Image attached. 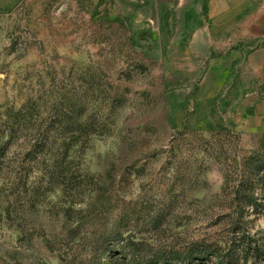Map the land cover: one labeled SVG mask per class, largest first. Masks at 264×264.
<instances>
[{"label":"rangeland","instance_id":"374dc122","mask_svg":"<svg viewBox=\"0 0 264 264\" xmlns=\"http://www.w3.org/2000/svg\"><path fill=\"white\" fill-rule=\"evenodd\" d=\"M197 28L147 0H0V264H255L264 56L206 78Z\"/></svg>","mask_w":264,"mask_h":264},{"label":"crops","instance_id":"0c3cea01","mask_svg":"<svg viewBox=\"0 0 264 264\" xmlns=\"http://www.w3.org/2000/svg\"><path fill=\"white\" fill-rule=\"evenodd\" d=\"M151 5H177L198 28L193 46L213 56L206 78L216 73L224 83L240 59L264 56V0H147ZM205 3V11L202 12ZM243 62V61H242Z\"/></svg>","mask_w":264,"mask_h":264},{"label":"trees","instance_id":"16d2710c","mask_svg":"<svg viewBox=\"0 0 264 264\" xmlns=\"http://www.w3.org/2000/svg\"><path fill=\"white\" fill-rule=\"evenodd\" d=\"M261 148L264 149V134L262 136V140H261ZM249 173H253V174H257V173H260L263 171L264 169V160H259L258 162H254L250 167H249ZM264 184V181L262 182ZM243 194H247L244 193ZM250 194V193H249ZM246 201L249 203V204H252L253 203V207L255 206V203L256 201L254 200H251L249 198V196H247L246 198ZM250 245V249L255 251V254L258 255V259L257 261H255L254 263L255 264H264V244H258V243H254L252 244V242L249 244ZM254 245V246H252ZM250 252V250H245L244 254V258H245V262L244 264H247L248 263V253ZM103 256H108L109 257V260L113 263V264H126L127 262L124 263V254L121 252V251H118L117 249H112L111 247L110 248H106L103 252ZM145 264H151V263H148L146 262Z\"/></svg>","mask_w":264,"mask_h":264}]
</instances>
